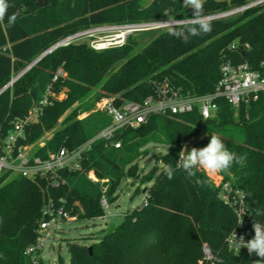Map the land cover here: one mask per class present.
Masks as SVG:
<instances>
[{
    "label": "trees",
    "instance_id": "obj_1",
    "mask_svg": "<svg viewBox=\"0 0 264 264\" xmlns=\"http://www.w3.org/2000/svg\"><path fill=\"white\" fill-rule=\"evenodd\" d=\"M251 1L205 0L204 14L221 13ZM8 2L11 6L0 22V137L29 114L48 87L64 92V98H52L39 119L26 126V138L21 140L36 144L54 129L45 145L34 150L43 158L63 146L80 145L108 125L103 113L92 111L94 100L103 95L119 94L118 103L142 101L154 92L155 82L164 80L184 94L202 95L215 91L225 62L248 61L255 69L264 67L263 2L210 20L212 31L192 36L188 42L169 35L167 26L149 31L146 39L129 34L122 46L103 50L92 48L88 41L61 45L7 86L42 53L77 31L168 20L164 15L168 7L175 9L172 19L194 15L193 9L183 6V0H49L46 6H38L37 0ZM13 13L17 19L9 26L8 16ZM59 67L66 75L54 80ZM217 104L213 118L204 119L194 110L152 115L137 128H122L115 136L122 142L120 147L102 139L95 141L82 162L83 170L65 172V183L57 187L47 186L46 180L5 173L0 178V264H33L25 250L36 241L48 195L57 201L63 198L79 219L99 218L105 215L103 194L108 203L117 200L124 178L150 183L147 202L90 245L68 241L69 264H254L259 257L229 247L226 239L236 228L235 209L220 197V186L207 172L201 169L189 177L176 169L169 180L163 171L168 164L176 168L184 146L189 151L202 148L211 135L219 136L230 151L247 157L243 166L233 164L220 174L245 192L246 232L254 235L253 210L264 209V97L239 107L219 97ZM60 123L63 126L56 129ZM150 143L166 145L167 152L159 156L160 166L143 173L139 159L150 154ZM151 161L153 155L146 162ZM91 169L105 181H92L86 174ZM256 218L264 221V217ZM204 246L210 249V259Z\"/></svg>",
    "mask_w": 264,
    "mask_h": 264
},
{
    "label": "built area",
    "instance_id": "obj_2",
    "mask_svg": "<svg viewBox=\"0 0 264 264\" xmlns=\"http://www.w3.org/2000/svg\"><path fill=\"white\" fill-rule=\"evenodd\" d=\"M263 2L264 0H253L245 5L207 16L210 20L227 17ZM189 19L173 20L187 21ZM162 21L166 20L93 26L67 36L58 42V46L79 41H88L90 46L96 50L122 46L129 34L167 27L168 24L162 23ZM109 27L117 29L114 36L99 35ZM220 70L221 77L217 82L215 91L207 94L187 95L179 87L164 80L155 82L154 92L142 101L122 100L118 103L117 96L103 95L95 100L93 110L107 113L112 119L111 122L80 145L74 148L63 146L56 151L49 152L48 156L43 158L34 154L33 144L21 143V140L26 138V126L39 119L43 109L52 102V98L61 99L65 97L64 92L56 93L51 87H48L29 114L16 120L14 128L5 137H0V178L5 173H9V175H21L34 181L46 180L47 186L57 187L65 183V172L70 174L83 170L82 162L95 141L102 139L107 144L120 147L122 142L115 140V136L122 128H137L152 115L184 114L194 110H198L204 119H209L217 116V99L219 97H224L233 107H239L241 104L249 105L260 97H264V67L255 69L248 61L225 62L221 65ZM65 75L64 68L59 67L54 80ZM86 174L94 182L103 183L105 181L97 176L94 169L87 171ZM218 174L217 176L220 175ZM215 180L220 186V197L235 209L236 228L229 233L226 241L231 249L239 253L246 248L240 250L237 248L235 234L237 239L243 236L245 242L254 237V235L246 232L249 215L246 194L243 190L233 187L229 181H224L223 177ZM106 188V186L103 187L104 193ZM146 202L147 195L145 194L142 204ZM101 204L104 209L109 205L105 194H103ZM42 215L43 218L37 229L36 241L27 246L25 250V254L33 264H41L42 261L49 262L46 260L44 252L52 232L58 229V222L72 220L71 212L66 207L64 199L60 198L57 201L50 195L45 199ZM240 221L242 222L240 223ZM205 255L208 259L212 257L208 246H205Z\"/></svg>",
    "mask_w": 264,
    "mask_h": 264
},
{
    "label": "clouds",
    "instance_id": "obj_3",
    "mask_svg": "<svg viewBox=\"0 0 264 264\" xmlns=\"http://www.w3.org/2000/svg\"><path fill=\"white\" fill-rule=\"evenodd\" d=\"M205 0H183L185 8L194 10V15L187 21L173 20L172 13L175 9L168 7L164 10V15L168 20L162 23L168 24V34L188 42L190 37L208 34L212 31L210 18L204 14ZM11 5L8 0H0V22L4 21L8 9ZM17 19V13L8 16V24L12 26ZM247 157L238 155L230 151L223 140L217 135H211L210 142L202 148L193 147L189 151L184 146L179 153V160L176 162V168L171 164L165 165L163 171L169 180L173 179L176 169L183 170L189 177H194L198 170H205L207 173L218 174L228 172L233 164L243 166ZM254 211L255 220L252 224L254 237L247 242L243 236L237 239L235 234V242L237 248H246L250 255L254 254L260 259L254 264H262L264 262V221L256 217H264V209L256 208ZM242 221H240L241 223ZM216 259V257H213Z\"/></svg>",
    "mask_w": 264,
    "mask_h": 264
},
{
    "label": "rangeland",
    "instance_id": "obj_4",
    "mask_svg": "<svg viewBox=\"0 0 264 264\" xmlns=\"http://www.w3.org/2000/svg\"><path fill=\"white\" fill-rule=\"evenodd\" d=\"M147 2L151 0H146ZM159 30V29H157ZM117 33V29L113 27H109L106 31L100 33L101 36H114ZM149 31H141L135 32L134 34L138 35L142 39H146L149 36ZM87 39V38H85ZM88 40V39H87ZM115 96H120L119 94ZM96 100V99H95ZM94 100V104H95ZM94 108V106H93ZM92 108V111H94ZM97 112V111H95ZM103 115L106 118L107 123L111 122V117L105 113ZM85 113H83L80 117H85ZM63 125L61 123L57 125L55 128H60ZM54 130V129H53ZM53 130L46 132L42 138L38 140L36 144H33V149L36 150L37 146L45 145L47 139L51 138L53 135ZM192 142V141H190ZM150 150V154H147L139 159L140 168L143 169V173L148 172L151 167L154 165L160 166V158L161 154L167 152V146L159 143H150L147 146ZM150 155H153V161L147 163V159ZM152 157V156H151ZM209 177L213 180V182L217 185L216 180L218 178H222V175L207 173ZM150 183L141 184L139 181H133L132 178H124L122 183L118 189L119 197L113 203H109L108 207H106L105 215L99 218H86L79 219L78 215L75 213H71L72 220L66 221L62 220L57 223V230L52 232L51 239L47 242L46 250L44 252V256L46 260L50 262V264H60V259L63 260V264H69L70 254L67 247L68 241H76L81 244L90 245L94 241H98L104 232L115 228L122 221L124 216L131 212L136 207L142 205L145 194L143 189L146 188ZM219 186V185H217ZM140 188L138 192L137 189ZM78 204V203H77ZM205 253V246H204ZM201 261V260H200Z\"/></svg>",
    "mask_w": 264,
    "mask_h": 264
},
{
    "label": "water",
    "instance_id": "obj_5",
    "mask_svg": "<svg viewBox=\"0 0 264 264\" xmlns=\"http://www.w3.org/2000/svg\"><path fill=\"white\" fill-rule=\"evenodd\" d=\"M49 0H37V5L38 6H46ZM59 43H56L54 46H52L50 49L42 53L39 57H37L27 68H25L19 75L14 77L10 83H8L7 86L11 85L19 76H21L25 71H27L31 66H33L36 62H38L43 56H45L47 53L55 49ZM2 91V90H1ZM0 91V92H1ZM146 188L143 189V192L145 193ZM92 249V246H90V250Z\"/></svg>",
    "mask_w": 264,
    "mask_h": 264
}]
</instances>
